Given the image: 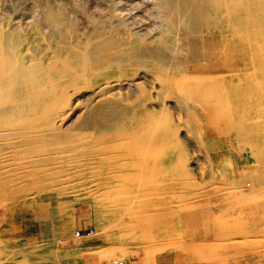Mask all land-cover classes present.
<instances>
[{"label": "rangeland", "instance_id": "1", "mask_svg": "<svg viewBox=\"0 0 264 264\" xmlns=\"http://www.w3.org/2000/svg\"><path fill=\"white\" fill-rule=\"evenodd\" d=\"M42 1L67 9L68 24L60 33L70 41L68 49H60L57 31L36 22L40 15L34 8ZM113 1L16 0L13 6L14 0H0L7 29L17 27L14 15L28 16L24 44L30 63L57 64L55 74L64 78H55L57 91L47 107L34 112L25 107L23 124L0 129V137L11 129L38 137L11 146L0 140V159L8 158L0 164V264H107L115 258L138 264H264V89H246L234 100L195 96L185 111L143 67H135L138 75L136 65L124 73L91 65L90 71L76 68L86 71L83 78L62 75L73 66L71 48L83 46L100 25L121 17L136 22V30L149 31L145 10L155 0H117V16L109 9ZM58 111L65 113L51 124ZM146 111H154L160 127L173 130V136L156 146L150 169L142 174L144 145L157 135L141 121ZM44 134L49 139L39 144ZM41 149L105 158L95 169L79 170L40 162ZM36 160L37 174L21 172L20 165ZM52 166L63 170L60 176ZM36 185L42 189L29 188Z\"/></svg>", "mask_w": 264, "mask_h": 264}, {"label": "bare ground", "instance_id": "2", "mask_svg": "<svg viewBox=\"0 0 264 264\" xmlns=\"http://www.w3.org/2000/svg\"><path fill=\"white\" fill-rule=\"evenodd\" d=\"M116 5H118L117 0L109 5V9L113 14L115 13V16L118 15L116 14L117 10L121 11ZM17 6L20 7V5ZM130 6L128 9L134 12L135 9H132L135 6ZM105 8L107 7L105 6ZM150 8L148 9L146 6L147 10H145L151 23V27L148 26L150 27L149 31L147 30L148 32L144 33L140 29L136 30L134 28L136 22L130 23L129 18L119 17L118 22L110 20L91 31L88 34L86 43L82 44L83 46L77 45L71 48L73 66H70L68 70L60 71L61 74L74 76L76 73L78 76L82 75L83 78L86 71H90L91 65L95 69H109L117 73L132 71L126 69V66L136 65L132 68H134L133 73L138 75V68L135 67H143L148 71L145 70L147 72L145 75L149 79L159 82L160 85L158 86H160L159 89L162 90V93L177 97L181 108L185 111L192 108H190V104L193 103H190V100L195 96L215 97L216 100H234V97L235 99H237L236 97L241 98L246 89L248 92H260L264 89V53L261 52V48H264V0H155L153 7ZM34 9H37L35 11L39 12L40 15L36 22L43 25L44 28L51 27L54 31H57L59 35L56 42L60 45V49H68L71 43L65 35L60 33L63 26L68 24L67 9L62 6H50L46 1L38 3L37 8ZM1 15L0 129L3 130L6 126L13 125L17 121L23 124L25 107L29 112H34V110H43L52 103L50 101L55 98L57 91L55 89V78L59 81L64 78H59V74L58 76L55 74L59 70L57 64L41 67L30 63L31 58L24 44V31L28 24V16L23 13H18V16L14 15L12 18H14V22L18 21L15 22L17 27L7 29V25L5 26L7 23H2L4 15ZM36 15L34 16L36 17ZM142 16L146 17L145 15ZM131 21L133 22V20ZM138 23L140 24V22ZM247 24L249 29L245 28ZM18 44L20 47L17 46ZM60 61L62 60L60 59ZM77 67H82L86 71L83 69L77 70ZM160 107H163V105ZM153 112L146 111L140 115L141 121L148 122V130L157 133L155 137L150 138L151 141L147 145H144L145 149L142 151V157L145 156V159L141 165H138L142 174L148 173L150 164L153 162L150 159H153L156 154V146L158 147L166 141L169 136H173V130L167 131L160 127L155 117L157 115L152 114ZM64 113L56 112V116L53 120H50V123L52 124L54 121L57 123L58 117L61 118ZM16 115H20L18 120H16ZM39 126L42 127L40 124ZM48 126L50 125L48 124ZM11 130H7L0 137V140L6 144L10 142L9 146L18 140L24 141L26 136L29 137V140H34L37 137H31L22 129L18 132ZM117 135L119 137L121 134ZM117 135L114 137L115 140L118 139ZM79 136H75L73 140L71 137L70 141L77 140ZM46 138L49 139L48 135L44 134V137L38 139L39 144L41 141L45 142ZM48 142H51V140H48ZM58 142L54 141L53 145L62 144V142H59L60 144ZM64 145L66 144L64 143ZM33 146L36 147L37 144ZM57 149L60 150V148ZM57 149L55 147V150ZM43 151L41 149L44 157L38 158L40 162L47 164L62 163V165L79 168V170L88 168V166L90 170L95 169L105 158L103 154L77 158L66 155V151L63 152L65 155L46 153L48 152L46 149H43ZM116 154L120 156L124 153L117 152ZM3 155H1L0 164L6 163L8 160V158L3 159ZM31 165L35 167L31 168ZM31 165L28 164L26 167L20 165L21 172L28 170L26 176L37 174L39 172V169H37L38 161L36 160ZM125 166L126 164L122 167ZM52 167V173L57 177L63 172L62 169L58 170L54 169L55 166ZM9 170L12 171L13 169L9 168ZM40 173H43V170ZM55 176L54 178H56ZM29 188L35 190L41 187L36 185Z\"/></svg>", "mask_w": 264, "mask_h": 264}, {"label": "built area", "instance_id": "3", "mask_svg": "<svg viewBox=\"0 0 264 264\" xmlns=\"http://www.w3.org/2000/svg\"><path fill=\"white\" fill-rule=\"evenodd\" d=\"M77 234L79 236L80 232H78ZM107 264H138V263L136 261H132V260H127V259H122V258H115V259L111 260Z\"/></svg>", "mask_w": 264, "mask_h": 264}]
</instances>
